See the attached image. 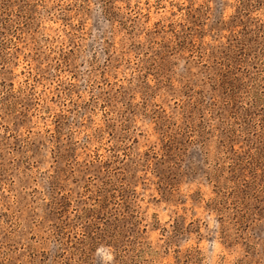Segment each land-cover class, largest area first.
Wrapping results in <instances>:
<instances>
[{
	"label": "rangeland",
	"instance_id": "rangeland-1",
	"mask_svg": "<svg viewBox=\"0 0 264 264\" xmlns=\"http://www.w3.org/2000/svg\"><path fill=\"white\" fill-rule=\"evenodd\" d=\"M0 264H264V0H0Z\"/></svg>",
	"mask_w": 264,
	"mask_h": 264
}]
</instances>
